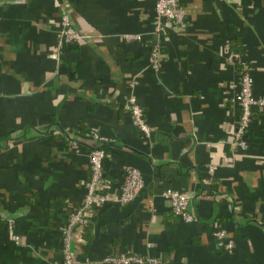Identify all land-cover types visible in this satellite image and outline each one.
I'll use <instances>...</instances> for the list:
<instances>
[{
    "label": "crops",
    "instance_id": "1",
    "mask_svg": "<svg viewBox=\"0 0 264 264\" xmlns=\"http://www.w3.org/2000/svg\"><path fill=\"white\" fill-rule=\"evenodd\" d=\"M177 1L183 25L155 33L154 0H0V264H62L92 132L105 138L109 189L125 165L141 187L76 224L75 264L119 254L156 259L142 264H264V107H252L246 147L230 144L240 71L264 97V0ZM61 13L83 38L59 42ZM128 96L147 137L124 108ZM165 189L189 196L192 221L171 213ZM216 229L231 251L216 245Z\"/></svg>",
    "mask_w": 264,
    "mask_h": 264
},
{
    "label": "built area",
    "instance_id": "2",
    "mask_svg": "<svg viewBox=\"0 0 264 264\" xmlns=\"http://www.w3.org/2000/svg\"><path fill=\"white\" fill-rule=\"evenodd\" d=\"M154 32L161 30L165 23L169 22L172 28L183 25V10L178 4L177 0H154ZM61 29L59 31V42L68 43L74 42L84 37L76 32L70 25L66 14L61 13ZM125 38H138V35H124ZM158 51L153 48L151 57L153 65H156V57ZM135 84L134 81L130 86ZM252 79L247 70L240 71L237 104L238 116L235 123V128L232 133L230 144L232 148L244 149L246 147V138L248 124L250 121L252 107H264V97L253 96L252 94ZM124 108L130 115L132 125L138 130L143 137L149 136V128L144 121L143 111L140 105L132 96H128L124 102ZM91 136L95 141H104L105 138L96 132H92ZM72 148L77 147L76 142H72ZM89 174L85 185V193L82 198L81 205L69 214V217L64 225L61 236V252L62 264H75L72 261L70 254L71 235L76 224L89 217L94 210L107 203H114L123 205L128 203L141 187V175L138 169L132 166L125 165L122 168V179L117 188L110 190V184L103 176L102 162L105 157V152L100 149L89 150ZM216 169L215 165H207L206 172L208 175L213 174ZM169 200V208L174 216H177L182 221L189 222L194 219L192 211L189 209V196L182 191L173 189H165L162 192ZM10 238L14 243H17V236L9 233ZM216 239V245L226 251H231L233 247V240L227 235L225 230L216 229L213 232ZM156 259L152 257H143L138 255H106L102 262L107 264H142L148 262H155Z\"/></svg>",
    "mask_w": 264,
    "mask_h": 264
},
{
    "label": "water",
    "instance_id": "3",
    "mask_svg": "<svg viewBox=\"0 0 264 264\" xmlns=\"http://www.w3.org/2000/svg\"><path fill=\"white\" fill-rule=\"evenodd\" d=\"M104 143H105V140L104 141H97L96 143H94L93 145L90 146V149L100 148L101 145L104 144Z\"/></svg>",
    "mask_w": 264,
    "mask_h": 264
},
{
    "label": "trees",
    "instance_id": "4",
    "mask_svg": "<svg viewBox=\"0 0 264 264\" xmlns=\"http://www.w3.org/2000/svg\"><path fill=\"white\" fill-rule=\"evenodd\" d=\"M100 149H102L104 151V148L103 147H100Z\"/></svg>",
    "mask_w": 264,
    "mask_h": 264
}]
</instances>
